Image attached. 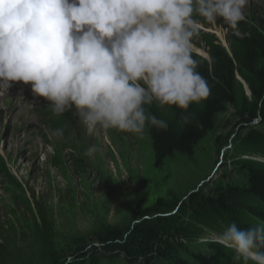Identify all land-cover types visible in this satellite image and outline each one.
<instances>
[{
  "label": "rangeland",
  "instance_id": "rangeland-1",
  "mask_svg": "<svg viewBox=\"0 0 264 264\" xmlns=\"http://www.w3.org/2000/svg\"><path fill=\"white\" fill-rule=\"evenodd\" d=\"M263 3L249 0L244 20ZM203 25L227 45V25ZM199 40H193V53L208 57ZM48 104L33 94L31 83L0 88V223L5 226L0 234L7 239L5 264H130L114 253L122 251V241L136 223L157 216L147 208L159 200L172 208L162 215L179 219L180 234L172 232L179 242L186 246L195 241L189 250L214 253L200 238L222 232L227 225L214 218L182 217L188 194L244 186L250 166L264 167L257 160L264 157V145L250 139L245 122L255 97L241 76L235 100L217 113L214 127L193 154L175 152L161 167L155 165L146 130L143 135L115 130L89 134L75 115L56 116L44 109ZM156 106L169 113L167 106ZM258 120L254 127L260 124L264 131ZM57 129L63 130L62 136L56 135ZM92 146L96 151L89 155ZM241 199V218L260 223L245 205H263L251 195ZM36 201L48 213L47 234L37 225Z\"/></svg>",
  "mask_w": 264,
  "mask_h": 264
},
{
  "label": "clouds",
  "instance_id": "clouds-1",
  "mask_svg": "<svg viewBox=\"0 0 264 264\" xmlns=\"http://www.w3.org/2000/svg\"><path fill=\"white\" fill-rule=\"evenodd\" d=\"M248 2L0 0V88L31 83L54 115L72 112L89 134L166 130L169 123L150 110L154 104L175 106L189 123L190 106L212 89L198 70L193 40L202 23L222 19L237 29ZM199 242L231 249L243 264H264V222L248 229L233 222Z\"/></svg>",
  "mask_w": 264,
  "mask_h": 264
},
{
  "label": "trees",
  "instance_id": "trees-1",
  "mask_svg": "<svg viewBox=\"0 0 264 264\" xmlns=\"http://www.w3.org/2000/svg\"><path fill=\"white\" fill-rule=\"evenodd\" d=\"M251 13L252 17L240 22L237 29L230 28L222 19L217 20L219 25L228 26L227 45L214 33L201 28L196 38L200 39L199 45L203 46L208 57L197 52L193 56L200 60L198 70L212 85V89L207 100L190 106L192 119L189 123L180 121L182 110L175 106H167L169 113L155 104L151 107L154 114L169 123L166 130L146 128L152 140L157 167L163 166L166 158L175 152L193 154L195 145L214 127L217 113L223 110L226 103L235 100V86L239 76L249 83L255 97L254 108L245 119L246 126L250 128V139L257 145H264L263 128L260 124L256 127L253 125V121L257 119L264 125V3ZM48 106L49 104L44 106V109ZM48 111L52 113L49 108ZM65 114L73 118L72 112ZM248 171V182L244 186L220 188L211 193L193 191L188 194L189 200L184 202L181 210L182 217L214 218L222 225L235 222L238 228L248 229L255 224L243 220L242 210L238 209L242 196L247 194L254 196L263 206L246 204L245 209L250 216L264 222V167L252 165ZM162 203L159 200L157 204L147 208V213H155L157 216L136 223L122 241V251L114 253L115 257L123 255L130 264H243L242 260L235 259L233 250L219 244L208 243L214 250V253L209 252L208 255H204L202 249L200 253L189 250L188 246L195 241L188 242L186 246L178 241V236L172 232L180 234L181 228L177 226L179 219L175 220L173 215H162L172 209L164 207ZM36 206L37 225L43 234H47L48 213L39 201H36ZM4 230L5 226L0 223V231ZM120 235L117 234L116 237ZM6 241L5 236L0 234V264L7 261ZM182 247L186 248L182 250ZM112 254L113 252L111 256ZM249 264L252 262L249 261Z\"/></svg>",
  "mask_w": 264,
  "mask_h": 264
},
{
  "label": "bare ground",
  "instance_id": "bare-ground-1",
  "mask_svg": "<svg viewBox=\"0 0 264 264\" xmlns=\"http://www.w3.org/2000/svg\"><path fill=\"white\" fill-rule=\"evenodd\" d=\"M26 99V96H23V97H21V99H20V101L23 103V101L22 100H25ZM243 123V122H242ZM255 124V123H254ZM242 127V126H241ZM255 129V128H254Z\"/></svg>",
  "mask_w": 264,
  "mask_h": 264
},
{
  "label": "water",
  "instance_id": "water-1",
  "mask_svg": "<svg viewBox=\"0 0 264 264\" xmlns=\"http://www.w3.org/2000/svg\"><path fill=\"white\" fill-rule=\"evenodd\" d=\"M192 192H193V191H192ZM190 193H191V192H190ZM190 193H189V194H190Z\"/></svg>",
  "mask_w": 264,
  "mask_h": 264
}]
</instances>
